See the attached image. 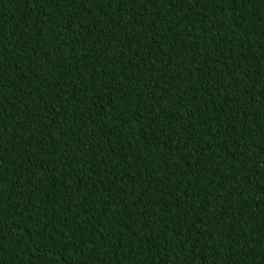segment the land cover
Instances as JSON below:
<instances>
[{
    "label": "trees",
    "instance_id": "trees-1",
    "mask_svg": "<svg viewBox=\"0 0 264 264\" xmlns=\"http://www.w3.org/2000/svg\"><path fill=\"white\" fill-rule=\"evenodd\" d=\"M0 264H264V0H0Z\"/></svg>",
    "mask_w": 264,
    "mask_h": 264
},
{
    "label": "bare ground",
    "instance_id": "bare-ground-1",
    "mask_svg": "<svg viewBox=\"0 0 264 264\" xmlns=\"http://www.w3.org/2000/svg\"><path fill=\"white\" fill-rule=\"evenodd\" d=\"M18 136V135H17ZM15 143V142H14ZM17 145V144H16ZM100 211H101V209H100ZM92 215H93V213H92ZM80 216V215H79ZM108 216H109V214H108ZM7 218V217H6ZM25 218V217H24ZM66 218V217H65ZM79 218V217H78ZM106 218V217H105ZM67 219V218H66ZM85 221V220H84ZM94 221V220H93ZM54 222V221H53ZM106 222V221H105ZM82 223V222H81ZM102 223V222H101ZM2 224H4V223H2ZM103 224H105V223H103ZM58 226V225H57ZM92 226V225H91ZM70 227V226H69ZM99 227V226H98ZM113 227V226H112ZM115 227V226H114ZM47 228V227H46ZM104 228H105V226H104ZM2 230V229H1ZM80 231V230H79ZM58 232V231H57ZM56 234V233H55ZM69 234V233H68ZM79 235V234H78ZM56 236V235H55ZM69 237V236H68ZM85 237V236H84ZM94 238V237H93ZM92 240V239H91ZM100 241H101V239H100ZM61 244V243H60ZM115 248V247H114ZM55 249V248H54ZM104 250V249H103ZM103 254V253H102ZM87 258V257H86ZM74 259V258H73ZM99 259V258H98ZM94 260V259H93ZM72 261V260H71Z\"/></svg>",
    "mask_w": 264,
    "mask_h": 264
}]
</instances>
